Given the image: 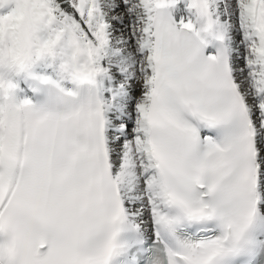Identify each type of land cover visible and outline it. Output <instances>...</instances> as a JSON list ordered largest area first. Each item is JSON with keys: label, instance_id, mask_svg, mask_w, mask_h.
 Segmentation results:
<instances>
[{"label": "snow or ice", "instance_id": "6c2138e0", "mask_svg": "<svg viewBox=\"0 0 264 264\" xmlns=\"http://www.w3.org/2000/svg\"><path fill=\"white\" fill-rule=\"evenodd\" d=\"M0 264H264V0H0Z\"/></svg>", "mask_w": 264, "mask_h": 264}]
</instances>
